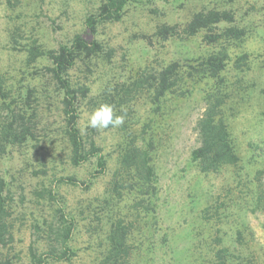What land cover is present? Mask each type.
Returning a JSON list of instances; mask_svg holds the SVG:
<instances>
[{"label":"trees","instance_id":"trees-1","mask_svg":"<svg viewBox=\"0 0 264 264\" xmlns=\"http://www.w3.org/2000/svg\"><path fill=\"white\" fill-rule=\"evenodd\" d=\"M28 1L2 2L8 13L5 44L20 58L0 67V264H23L14 251L12 230L17 221L23 222L26 217L34 236L28 248L30 264L69 262L78 249V231L85 232L87 248L95 252L93 264H134L137 259L150 264L159 248L169 249L171 236L164 233L159 245L154 243L153 237L159 231V186L150 134L153 119L148 115L157 114L168 96L188 95L190 83H203L204 108L194 125L198 144L191 150L190 160L201 173L235 167L240 158L224 107L236 90L256 84L245 80L253 62L249 52L230 51L245 46L252 35L263 29L264 22L251 18L255 13L253 5L243 10L233 7V0H99L84 15L80 31L51 45L41 39L44 36L34 21L40 3ZM159 1L178 9L184 8L185 3L199 6L181 21L168 20L157 5ZM132 8L155 20L152 32L134 33L132 41L139 40L153 48L199 37L208 51L194 58L147 63L124 80L111 75L92 93L97 71L100 70L98 79L108 76L106 70L112 67L115 54V48L103 37L104 28L121 22ZM260 66L264 67V60ZM260 91L263 93V89ZM101 104L112 105L114 115H125L123 125L106 129H115L119 136L114 167L100 196L78 204L75 214L65 212L54 189L45 183L52 180L44 155L60 149L66 164H90L93 168L86 180L73 174L60 175L53 176L55 183L83 185L86 190L93 179L104 175L108 160L98 142L99 129L80 122L82 111L90 114ZM15 157L22 168L3 167L4 162ZM39 163L41 168L37 167ZM255 171L247 182L254 198L248 208L231 198L226 202L214 200L201 209L205 229L200 228L192 236L195 259H190L191 264H263L260 257L248 254L244 247L245 232L252 233L243 220L244 213L264 209L260 207L264 160ZM22 174L35 179L30 197L36 204L27 206L26 211L25 195L21 192L24 188L17 181ZM234 205L239 206L231 209ZM235 214L234 228L224 230L223 236L219 234L220 225L228 221L224 219Z\"/></svg>","mask_w":264,"mask_h":264},{"label":"rangeland","instance_id":"rangeland-1","mask_svg":"<svg viewBox=\"0 0 264 264\" xmlns=\"http://www.w3.org/2000/svg\"><path fill=\"white\" fill-rule=\"evenodd\" d=\"M29 1H36L41 6L36 11L38 15L34 20L37 29L40 27L41 36H44L41 39L55 45L54 43L67 40L74 32L82 29L84 15L94 9L99 0ZM2 2L3 0H0V67H5L8 63L20 58V55L12 53L5 44L4 28L8 13ZM157 5L165 12L166 19L178 21L183 20L186 13L199 6L185 3L184 8L178 9L160 1ZM231 5L239 6L243 10L253 5L255 13L251 18L260 23L264 22V0H233ZM154 24L155 20L150 15L132 8L121 22L107 25L104 28L103 37L115 48V54L112 67L106 70L108 76L98 79L100 70L97 71V81L92 86V93L96 92L101 81L111 75L116 79L124 80L147 63L157 65L174 58H194L207 53L208 48L200 44L199 37L183 41H169L163 45L157 44L153 48L145 46L139 40H131V35L139 31L152 32ZM240 50L249 52L253 59L252 68L245 80L254 81L256 86L246 90H236L224 107L232 142L240 158L235 167L225 166L216 173H201L190 160L191 150L198 144L194 125L204 108L201 92L203 83L196 85L190 83L189 86H192V89L188 95L185 97L168 96L163 108L157 114L148 115V118L150 116L153 119L150 134L154 139L153 163L158 173L159 186L157 199L159 231L153 237L154 243L159 245L164 233L171 236L169 249L163 251L159 248V252L154 254L150 264H191L190 259L191 262L195 259L194 252L191 250L192 236L200 228L205 229L201 224V209L204 206L213 204L217 199L226 202L233 198L238 201L237 204L246 206V208L253 202L254 198L247 182H250L255 170L264 160V67L260 66L261 60H264V27L252 35L245 46L233 49L230 53L234 54ZM231 74L234 75L235 72L232 71ZM80 115H82L80 122L85 125L89 114L82 111ZM118 139L119 136L115 129H99L98 142L103 147L108 167L104 175L93 179L92 184L86 190L82 188L83 185L76 187L65 183H55V178L60 175L73 174L80 180H86L89 172L93 170L90 164L70 166L65 163L60 149H53L51 154L48 151L49 156L44 155L49 169V179L52 180L45 183L54 189L55 198L64 205L65 212L75 214L78 204L84 205L101 195L109 173L114 167L115 144ZM11 165L14 169L15 167L22 168L17 157L4 162L3 167ZM37 167L41 168L40 163ZM53 176L54 179H52ZM29 177L22 174L17 178L24 188L21 191L25 195L24 211L27 206L34 207L36 204L32 203L30 197V188L35 184V179L31 180ZM260 190H262L260 205L262 208L264 207V176L261 179ZM241 191L246 193H241ZM239 205H234L231 209H236ZM243 216V220L247 222L252 232L251 235L245 232V250L248 254L251 252L260 257L259 262L264 264L262 258L264 255V209L255 212L247 211ZM28 218L26 217L23 222L17 221L12 230L14 251L18 253L23 264H30L28 248L34 240ZM234 218H237L236 214L224 219L228 221L220 225L219 234L223 236L224 230L234 228ZM214 219L215 217L211 221ZM207 230L206 228L205 232ZM75 241V247L77 246L78 249L69 262L49 264H93L95 252L87 248L88 237L85 232L78 231ZM91 242L94 244L92 240ZM33 246L37 245L34 243ZM40 251L42 249H39ZM145 263L141 259L134 262V264Z\"/></svg>","mask_w":264,"mask_h":264},{"label":"clouds","instance_id":"clouds-1","mask_svg":"<svg viewBox=\"0 0 264 264\" xmlns=\"http://www.w3.org/2000/svg\"><path fill=\"white\" fill-rule=\"evenodd\" d=\"M125 115H114V108L110 104H101L88 115L87 126L93 129H107L124 124Z\"/></svg>","mask_w":264,"mask_h":264}]
</instances>
